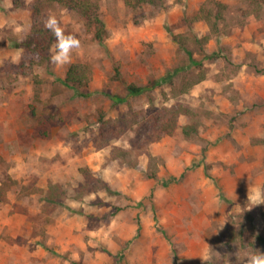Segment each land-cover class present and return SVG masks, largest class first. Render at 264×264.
Wrapping results in <instances>:
<instances>
[{
	"label": "rangeland",
	"instance_id": "rangeland-1",
	"mask_svg": "<svg viewBox=\"0 0 264 264\" xmlns=\"http://www.w3.org/2000/svg\"><path fill=\"white\" fill-rule=\"evenodd\" d=\"M7 1L11 7L2 8ZM31 1L0 0V183L9 177L40 191L10 192L0 204V264H208L226 252L231 221H239L235 229L264 236L257 212L264 209V10L244 20L246 0H221L228 4L220 35L201 45L188 41L206 77L176 98L166 85L148 88L185 63L171 35L208 32L204 22L190 21L193 10L175 22L157 20L179 0H164L153 17L151 8L132 11L121 0H101L106 49L84 37L70 9L47 10L39 23L44 26L49 13L64 21L66 33L81 41L71 63L89 65L92 79L86 98L69 89L53 94L54 79H62L69 64L50 63L33 72L43 81L40 101L33 103L30 74L20 68L24 51L12 44L31 25ZM129 84L143 89L129 95ZM178 103L208 113L197 135L183 138L187 118L180 116L173 135L148 142L152 114ZM98 109L105 118L137 113L139 125L99 149ZM115 148L130 154L114 157ZM82 168L100 183L76 199L75 189L85 182ZM170 177L178 181L163 186ZM52 183L66 190L70 209L47 216L42 191ZM245 212L253 214L250 222Z\"/></svg>",
	"mask_w": 264,
	"mask_h": 264
},
{
	"label": "trees",
	"instance_id": "trees-1",
	"mask_svg": "<svg viewBox=\"0 0 264 264\" xmlns=\"http://www.w3.org/2000/svg\"><path fill=\"white\" fill-rule=\"evenodd\" d=\"M128 10L147 9L149 11L148 16L153 17L154 11L162 9L164 7V0H121ZM184 0H179L182 4ZM248 9L241 11V18L248 20L251 18H259L264 10V0H246ZM18 5V4H14ZM101 0H32L30 3L31 12V25L24 29L20 38L13 44L16 48H22L24 51L25 63H21L20 68L23 75H29L33 86L32 102L38 103L40 101L41 83L43 81L34 74L36 69H47L50 65L49 60V48L53 44L55 37L39 23L42 14L47 10L57 9H70L74 16L81 22L84 37L86 39L96 42L98 45L106 49L105 41L108 37V32L105 24L100 16ZM227 6L218 0H205L198 8L195 14L191 15L190 21L197 22L203 21L208 28L207 34L197 37L195 35L190 36L188 34H172V40L177 46L178 52L185 59V63L176 69L167 70L165 74L157 79H153L148 83V88L155 89L160 88L163 85L169 87L170 95L176 98L180 95L186 94L194 85L201 82L206 77L205 69L200 60L195 59L194 53L189 49L188 41H192V44H205L212 36L221 33L220 22H223L226 17ZM200 47V46H199ZM214 54L210 56H204L205 59H212ZM114 80L119 79V71L115 66L114 68ZM264 73V71H263ZM179 78L176 84V78ZM92 79L91 67L84 63H71L67 66L64 77L56 78L53 82V94H56L60 89H69L74 97L86 98L88 93L86 90ZM143 88L136 87L132 84L126 86L127 93L138 94ZM33 110V105H28ZM34 111V110H33ZM208 114L199 108H194L187 103H178L171 106H162L159 110L152 114L150 119V127L152 131V137L148 142H154L159 140L162 136L173 135L178 128V118L185 116L187 118L186 123L181 128V135L184 139L194 138L198 133L200 126V119L203 115ZM137 113H125L115 118H105V113L98 109L96 112V122L98 127V134L96 137V147L103 148L110 142L119 139L126 131L139 125V120L136 119ZM264 143V142H263ZM129 151L114 149V157L126 159L129 155ZM80 171L83 173L85 182L81 183L74 193V197L79 199L88 190L90 191V185L92 183H100V180L91 175V173L82 168ZM150 177H154L151 174ZM178 180L170 177L166 181L162 182L163 186L168 185ZM18 182L7 178L0 183V204L4 203L10 192H17L20 196H27L37 189L31 190L28 186H18ZM42 191V190H41ZM43 207L42 212L48 216V213L58 209L67 208L70 209L64 203L66 198V190L58 183H52L47 186V189L43 192ZM260 215L264 217V209L260 206L257 209ZM243 215V216H242ZM241 216L249 222L254 217L252 213L245 212ZM246 215V216H245ZM240 216V217H241ZM242 219V220H243ZM235 221L229 224L227 240L223 242L226 252L221 254L219 260L214 258L208 264H243L245 257L251 254L254 250H260L264 252V236L262 234H256L252 229L247 232L242 231L239 227L235 229ZM242 222V221H241ZM240 222V223H241ZM141 229L139 220H137L138 234ZM244 237H248L247 245L244 244ZM131 244V240L125 243L126 247ZM236 244L238 245L236 247ZM126 247L118 251L117 257L121 261L124 258V252ZM118 260V262H119ZM72 264H82L78 261H73Z\"/></svg>",
	"mask_w": 264,
	"mask_h": 264
},
{
	"label": "clouds",
	"instance_id": "clouds-1",
	"mask_svg": "<svg viewBox=\"0 0 264 264\" xmlns=\"http://www.w3.org/2000/svg\"><path fill=\"white\" fill-rule=\"evenodd\" d=\"M43 23L44 27L55 37L49 48L50 63L56 66L70 64L73 50L81 47L80 39L73 33H66L64 21L54 13H49ZM245 264H264V252L254 250L246 258Z\"/></svg>",
	"mask_w": 264,
	"mask_h": 264
},
{
	"label": "crops",
	"instance_id": "crops-1",
	"mask_svg": "<svg viewBox=\"0 0 264 264\" xmlns=\"http://www.w3.org/2000/svg\"><path fill=\"white\" fill-rule=\"evenodd\" d=\"M219 2L225 4L226 3L222 2L221 0H218ZM205 2V0H184L182 4H177V3H172L170 2V7H166L167 9L165 10V13H163L161 16L157 18V20H162V21H167V22H175V19H179L180 17H184L190 13V10H193L194 12L192 13L195 14L197 12L198 8L201 6V4ZM1 7L6 9L8 7H11V3L7 1L3 2L1 4ZM192 12V11H191ZM250 20V19H249ZM197 22H203V21H197Z\"/></svg>",
	"mask_w": 264,
	"mask_h": 264
}]
</instances>
